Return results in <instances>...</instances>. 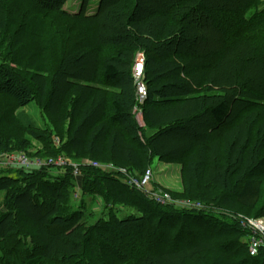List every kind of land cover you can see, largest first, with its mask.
<instances>
[{"label": "trees", "instance_id": "1", "mask_svg": "<svg viewBox=\"0 0 264 264\" xmlns=\"http://www.w3.org/2000/svg\"><path fill=\"white\" fill-rule=\"evenodd\" d=\"M67 1L0 0V155L27 151L32 138L42 145L33 156L139 173L157 157L182 165L174 196L205 208L154 204L112 172L84 165L81 191L100 196L107 212L88 224L85 201L67 206L71 165H60L64 175L3 167L0 264H193L200 254L232 264L229 249L249 231L220 211L238 198L245 207L258 201L255 217H264L262 0H100L91 14V0L76 14ZM209 32L219 34L216 49L207 47ZM139 51L143 126L134 112ZM32 103L44 127L20 110ZM121 206L140 214L120 218ZM241 246L247 256L238 264H264V248L253 256Z\"/></svg>", "mask_w": 264, "mask_h": 264}, {"label": "rangeland", "instance_id": "2", "mask_svg": "<svg viewBox=\"0 0 264 264\" xmlns=\"http://www.w3.org/2000/svg\"><path fill=\"white\" fill-rule=\"evenodd\" d=\"M100 0H91L90 5L88 6L87 9V13L91 14L94 13L96 11V8L99 5ZM83 4V0H68L65 4V9L73 14L79 13L81 10ZM264 7V0H262V3L260 5V9ZM254 10H252L251 12H253ZM215 31V30H214ZM210 34V41L207 43V47L208 49H212L215 48L216 45H218L216 39L218 37L214 36L212 32H209ZM216 37V38H215ZM216 49V48H215ZM140 52V51H139ZM138 52V53H139ZM137 53V54H138ZM136 54V56H137ZM1 59V57H0ZM136 60V57H135ZM1 61V60H0ZM135 66V63H134ZM133 66V68H134ZM133 75H134V70H133ZM264 78H261V81L259 84H264L263 80ZM136 86V83H135ZM147 86V84H146ZM148 90V88H147ZM136 95H137V88H136ZM146 101V100H145ZM144 101V103H145ZM137 102L138 101V96H137ZM140 103V102H139ZM143 103V105H144ZM143 105H139L138 108L134 109L135 115L140 123V125H144V121L142 118V114H138V111H140L142 113V106ZM20 110H25V112H27L29 115L32 116V118L36 121V123L41 126L44 127L45 126V122L46 120L43 118V116L41 115V112L39 110V108L37 107L36 104L32 103L30 106H26L24 108H21ZM142 122V123H141ZM54 141L57 145H60L61 141L60 138L58 136H54ZM232 140L229 141V143H231ZM40 147H42V145L37 141L31 138V143L29 145H27V151L26 150H22V151H10V152H6V153H2L0 155V169L3 167H8L6 164H4L3 162V158L4 156H17L15 154H19L20 158H27L30 162H42L43 164H45L46 160H49L51 158H53L54 161H67L69 163V165H71L72 168H70V172H71V176L74 179V182L76 183L75 185V191L73 189H71L72 192V196L69 200V202L67 203V206H71L72 209H81V205L84 203L87 204V209L85 211V218L87 220L88 224H96L100 221V219L102 217H104V215L107 213L106 209H105V202L104 200L99 196L98 198V203L97 201H93L91 196H85L83 194V192L81 191L82 188V167L84 165H90L92 167H96L99 168V166L96 165V163L98 161L92 160V159H86V160H82V161H76V160H72V159H68L65 156H58V157H50V156H33V152H35V150L39 149ZM20 155H25L26 157L20 156ZM102 163V162H99ZM104 164H114V163H105ZM37 165L35 167V165H29L26 166V171L28 172H33L35 169L39 170L42 169L44 167H52V173L54 174H61L64 175L67 168L66 167H60V165ZM67 165V164H66ZM115 165V164H114ZM117 168H122V169H126L128 171V173L132 176H136L138 175L139 177H144L148 174L149 171H152V174L150 178V182L148 186H143V187H139L137 185V187H132V189H136L139 193H141L145 198H147L149 201H151L152 203H157L161 206H168V207H176V209H204V205L196 200H189L190 204L189 206H183L181 204V201H188L186 199H182V198H178L176 196H174L173 192H177L178 190H181L182 188V177H181V167L182 165L180 163H175V162H168V161H164L161 160L159 158H155L152 165L150 167L147 168V170L144 173H139L137 172V170H129L127 169L125 166H117L115 165ZM102 170L108 171V172H112V174H114L116 177L119 178V176L114 173V170H106L103 168H100ZM228 177V176H227ZM121 181L123 180L122 178H119ZM231 179V178H230ZM125 184H127L126 182H124ZM244 183V182H242ZM245 184V183H244ZM252 184V183H251ZM258 183H254L251 186V189H254L257 186ZM248 189L245 187H242L240 189H238L237 193H243L245 191H247ZM156 194V195H155ZM165 194H167L168 196H170V200L165 201V202H161V200H159L162 196H164ZM166 196V195H165ZM236 195H232L231 199H233V197ZM167 198V197H166ZM252 199V197H251ZM250 199V201H251ZM176 200L177 203H176ZM6 201V194L3 191H0V204L4 203ZM237 204L235 202H233V204L231 205L232 208L230 207L229 209H227L226 211H220L221 213H225V214H230V216H232V218L234 219H238L239 221L242 220V217H247L250 219H259V221L264 224V217H260V218H256L255 217V213H257V210L259 209L260 204L257 201L256 205L251 206L250 204H248L247 207L240 205L238 203H242V204H246L247 202H245L242 199H238L237 198ZM207 208V207H206ZM119 209V210H118ZM207 209H211V208H207ZM131 214H140V212L137 209H132L131 207H125V206H121V207H117V215L120 218H124L128 215ZM241 223V222H240ZM243 228V227H242ZM244 229V228H243ZM185 237V235L183 236ZM224 238H218L217 240L215 239L214 242L216 243H220L219 241H221ZM249 241V236H246L244 238H242V244L245 242L248 243ZM185 244H188V241H185ZM241 244V245H242ZM240 244L237 245L236 247L230 248L229 249V254L231 255L230 257L232 258V264H238L243 258H245L247 256V250L246 248H244L243 246H241ZM217 256L216 255H207V254H200L198 255V257H196V259L192 262L193 264H215V258ZM230 258V260H231ZM241 264V263H240Z\"/></svg>", "mask_w": 264, "mask_h": 264}, {"label": "built area", "instance_id": "3", "mask_svg": "<svg viewBox=\"0 0 264 264\" xmlns=\"http://www.w3.org/2000/svg\"><path fill=\"white\" fill-rule=\"evenodd\" d=\"M145 64H146V56L145 53L139 52L136 56L135 60V66H134V78L135 83L137 87V96L138 101L142 104L148 95L147 92V86L145 81ZM17 156H4L3 163L6 164L8 167L12 168H22L26 170V166L29 165H41L42 162H30L27 158H20L19 154H15ZM23 157H26L25 155H20ZM69 164L67 161H54L53 158L46 160L44 165H65ZM1 165V164H0ZM99 168H103L106 170H114V173H116L119 178H122L123 182H126L127 185H130L132 187H143L148 186L150 182V178L152 174V171H149L148 174L144 177H139L138 175L132 176L128 173L126 169L117 168L114 164H104V163H96ZM36 170V169H35ZM156 195V194H155ZM166 195V196H165ZM162 196L159 200L161 202H165L170 200V196L165 194ZM167 197V198H166ZM178 200H176L177 203ZM181 204L183 206H189L191 205L189 201H181ZM241 225L244 229L249 231V252L251 255L256 256L259 255L261 250L264 248V224H262L259 219H250L247 217H242V220H240Z\"/></svg>", "mask_w": 264, "mask_h": 264}, {"label": "clouds", "instance_id": "4", "mask_svg": "<svg viewBox=\"0 0 264 264\" xmlns=\"http://www.w3.org/2000/svg\"><path fill=\"white\" fill-rule=\"evenodd\" d=\"M141 52H143V51H141ZM144 53V52H143ZM146 56V55H145ZM133 70H134V68H133ZM145 81H146V64H145ZM137 88V87H136ZM147 92H148V90H147ZM147 97H148V95H147ZM147 99V98H146ZM138 104H137V106L135 107V108H138V106L139 105H143V103L141 104V103H139V102H137ZM138 114H142L140 111H138ZM143 118V117H142ZM138 119H139V117H138ZM142 123V122H141ZM103 163V162H102Z\"/></svg>", "mask_w": 264, "mask_h": 264}]
</instances>
